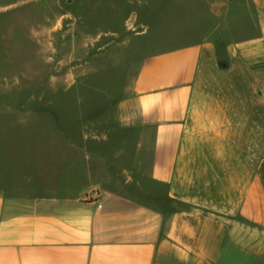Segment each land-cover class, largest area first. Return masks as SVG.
Masks as SVG:
<instances>
[{
	"label": "crops",
	"instance_id": "crops-1",
	"mask_svg": "<svg viewBox=\"0 0 264 264\" xmlns=\"http://www.w3.org/2000/svg\"><path fill=\"white\" fill-rule=\"evenodd\" d=\"M203 2L221 26L255 31L144 56L97 136L108 147L61 150L57 176L7 167L0 264H264V0ZM89 4L113 9L109 38L132 44L146 0H0V13L78 21Z\"/></svg>",
	"mask_w": 264,
	"mask_h": 264
},
{
	"label": "rangeland",
	"instance_id": "rangeland-1",
	"mask_svg": "<svg viewBox=\"0 0 264 264\" xmlns=\"http://www.w3.org/2000/svg\"><path fill=\"white\" fill-rule=\"evenodd\" d=\"M146 1L147 11L130 28L132 44L124 45L109 38L116 14L107 7L89 4L78 21L76 14L42 7L0 13V175L7 167L33 171L45 164L54 177L61 150L108 147L97 136L115 125L144 56L208 36L230 41L255 31L247 19L221 26L203 0ZM110 144L124 148L117 140Z\"/></svg>",
	"mask_w": 264,
	"mask_h": 264
}]
</instances>
